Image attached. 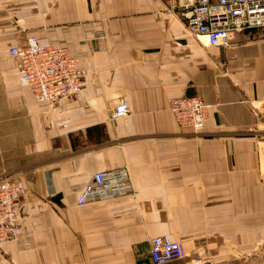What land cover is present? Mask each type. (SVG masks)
I'll return each instance as SVG.
<instances>
[{"label":"crops","instance_id":"1","mask_svg":"<svg viewBox=\"0 0 264 264\" xmlns=\"http://www.w3.org/2000/svg\"><path fill=\"white\" fill-rule=\"evenodd\" d=\"M29 31L80 59L79 99L37 102L19 83L8 49ZM182 96L211 105L203 129L175 122ZM120 101L130 111L113 119ZM260 140L264 28L208 47L160 0H0V180L26 189L0 264H150L161 235L184 249L167 264H264ZM117 167L128 194L76 206L95 172Z\"/></svg>","mask_w":264,"mask_h":264},{"label":"built area","instance_id":"2","mask_svg":"<svg viewBox=\"0 0 264 264\" xmlns=\"http://www.w3.org/2000/svg\"><path fill=\"white\" fill-rule=\"evenodd\" d=\"M170 11L181 14L187 31L203 39L208 47H226L235 35L264 28V0H160ZM8 55L16 62L19 83L28 88L37 102L56 104L79 99L86 78L80 59L65 46L43 45L28 33L22 43L10 46ZM211 105L198 96L169 101V112L180 128L203 129ZM130 111L126 101L111 110V118H124ZM264 157V140H260ZM132 189L125 167L100 170L79 192L77 207L124 196ZM26 189L19 175L0 180V246L21 236L20 211ZM184 256L180 241L168 235L150 241V264H167ZM195 259L191 264H202Z\"/></svg>","mask_w":264,"mask_h":264},{"label":"rangeland","instance_id":"3","mask_svg":"<svg viewBox=\"0 0 264 264\" xmlns=\"http://www.w3.org/2000/svg\"><path fill=\"white\" fill-rule=\"evenodd\" d=\"M17 24L16 23H14V25L13 26H16ZM28 30H25V32H27ZM30 32V31H29ZM31 33V32H30Z\"/></svg>","mask_w":264,"mask_h":264}]
</instances>
